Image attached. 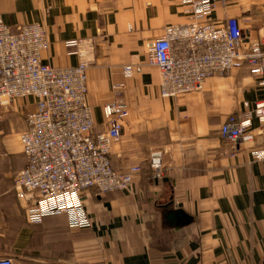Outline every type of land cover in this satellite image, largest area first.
Segmentation results:
<instances>
[{
    "label": "crops",
    "instance_id": "0c3cea01",
    "mask_svg": "<svg viewBox=\"0 0 264 264\" xmlns=\"http://www.w3.org/2000/svg\"><path fill=\"white\" fill-rule=\"evenodd\" d=\"M185 8L183 0H0L11 27L45 25V62L76 65L81 57L70 51L77 49L93 61L87 100L96 130L106 129L105 103L119 96L129 108L111 164L120 172L140 167L127 190L85 191L91 227L71 228L65 214L32 223L26 207L37 193L18 196L15 178L27 158L11 144L28 123L6 126L0 132V256L16 264H264V159L253 156L264 144V124L253 116L255 138L248 142L221 132L231 116L240 121L264 101V85L250 65L175 97L161 94L156 66L144 64L132 77L123 72L126 64L147 61V44L167 25L191 20ZM229 17L239 20L244 50L261 37L264 0H215L211 20L223 24ZM74 39L81 42L67 44ZM33 103L25 98L20 105ZM155 149L163 152L160 178L149 164Z\"/></svg>",
    "mask_w": 264,
    "mask_h": 264
},
{
    "label": "built area",
    "instance_id": "2783aa9c",
    "mask_svg": "<svg viewBox=\"0 0 264 264\" xmlns=\"http://www.w3.org/2000/svg\"><path fill=\"white\" fill-rule=\"evenodd\" d=\"M183 2L191 20L167 25L161 36L147 44V61L124 65V75L132 77L144 64L156 66L161 94L175 97L200 91L211 76L240 69L247 62L258 83L264 85V25L261 37L243 50L237 17L216 24L210 18L215 0ZM80 42L74 39L67 44L76 46ZM49 47L42 23L28 22L13 28L0 15V132L2 107L16 99H34V107L26 114L28 128L20 133L27 164L15 178L19 197L37 193L26 207L27 220L39 223L45 217L65 214L71 228H88L92 220L85 205V191L92 187L100 192L127 190L140 171L138 166L127 172L117 171L110 159L113 145L121 139L129 108L119 96L105 103L106 129L96 130L94 112L87 100V71L93 61L77 49L70 52L80 55L78 64L57 67L43 60ZM246 113L240 121L231 116L222 126L225 139L254 140L252 118L256 116L264 124V101L256 102ZM253 156L264 159V144L255 149ZM149 164L154 178H160L162 150L152 151ZM0 264L16 263L7 255L0 256Z\"/></svg>",
    "mask_w": 264,
    "mask_h": 264
},
{
    "label": "rangeland",
    "instance_id": "374dc122",
    "mask_svg": "<svg viewBox=\"0 0 264 264\" xmlns=\"http://www.w3.org/2000/svg\"><path fill=\"white\" fill-rule=\"evenodd\" d=\"M24 99H16L15 101L11 102L7 106L2 107L1 112L3 114V127L2 130L6 131V126H11L14 130L16 128L23 127V124L27 122L26 114L30 111L33 107L32 105H20ZM18 118V121L16 120ZM21 123V124H20ZM20 131L16 134H12L11 144L14 145L16 150H22V144L20 140ZM1 136V133H0ZM18 148V149H17ZM17 176V175H16Z\"/></svg>",
    "mask_w": 264,
    "mask_h": 264
},
{
    "label": "water",
    "instance_id": "95a60500",
    "mask_svg": "<svg viewBox=\"0 0 264 264\" xmlns=\"http://www.w3.org/2000/svg\"><path fill=\"white\" fill-rule=\"evenodd\" d=\"M180 214V216H182V214L181 213H179ZM171 216H173V215H171Z\"/></svg>",
    "mask_w": 264,
    "mask_h": 264
},
{
    "label": "trees",
    "instance_id": "16d2710c",
    "mask_svg": "<svg viewBox=\"0 0 264 264\" xmlns=\"http://www.w3.org/2000/svg\"><path fill=\"white\" fill-rule=\"evenodd\" d=\"M22 132V131H21Z\"/></svg>",
    "mask_w": 264,
    "mask_h": 264
}]
</instances>
